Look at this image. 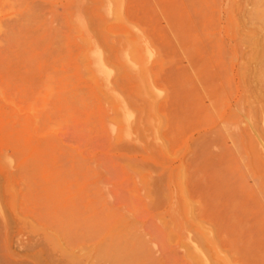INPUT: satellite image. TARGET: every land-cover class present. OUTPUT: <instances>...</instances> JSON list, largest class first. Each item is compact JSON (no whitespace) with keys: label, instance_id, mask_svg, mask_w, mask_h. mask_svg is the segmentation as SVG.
I'll use <instances>...</instances> for the list:
<instances>
[{"label":"rangeland","instance_id":"rangeland-1","mask_svg":"<svg viewBox=\"0 0 264 264\" xmlns=\"http://www.w3.org/2000/svg\"><path fill=\"white\" fill-rule=\"evenodd\" d=\"M262 69L264 0H0V264H264Z\"/></svg>","mask_w":264,"mask_h":264},{"label":"bare ground","instance_id":"bare-ground-1","mask_svg":"<svg viewBox=\"0 0 264 264\" xmlns=\"http://www.w3.org/2000/svg\"><path fill=\"white\" fill-rule=\"evenodd\" d=\"M105 6V5H104ZM104 8V7H103ZM259 15V14H258ZM262 20V19H261ZM262 23V22H261ZM263 25V24H262ZM85 39V38H84ZM96 47V46H95ZM138 54V53H137ZM131 60V59H130ZM133 60V59H132ZM135 64V63H134ZM133 64V65H134ZM94 65V64H93ZM127 65V64H126ZM129 67V66H128ZM97 69V68H96ZM144 70V69H143ZM97 71V70H96ZM259 80H260V82L264 85V69H262L261 71H260V74H259ZM105 87V86H104ZM107 87V86H106ZM148 89H149V87H147ZM147 88H145V90L147 89ZM104 89H106V88H104ZM146 92H147V94L148 93H150V91H148V90H146ZM123 121V120H122ZM264 131V130H263ZM126 136V135H125ZM186 200V199H185ZM186 207H187V210H189V211H191L192 210V204L190 203V202H188L187 200H186ZM200 228H202V227H200ZM204 229V227L202 228V230L200 229V231H201V238H203V241L206 243V244H209V246L210 247H208V249L210 250V251H208L209 253L207 254V252L205 253L204 251H203V247L200 249L198 246H194V244L193 245H190L191 247L189 248V250H190V257H189V259H190V262L192 263V264H215L214 263V261H216V259H214L215 258V255H216V252H217V250H218V247H217V242L214 240V238H212V237H209V234L210 233H208L206 230H203ZM213 234V233H212ZM213 236V235H212ZM200 238V239H201ZM217 240V239H216ZM201 242H202V240H201ZM199 243V242H198ZM192 244V243H191ZM205 244V245H206ZM207 248V247H206ZM206 251V250H205ZM68 252V251H67ZM212 253V254H211ZM62 254V253H61ZM99 257V256H98ZM97 257V258H98ZM73 259V258H72ZM109 259V258H108ZM112 259V260H111ZM125 259V258H124ZM110 260L111 261H113V258H110ZM115 260V259H114ZM123 261H125V260H123ZM120 258H117L116 257V260H115V264H125L124 262H123ZM109 263V262H108ZM113 263V262H112ZM128 263H130V262H128ZM220 264H230V262H229V259H227V258H223V260L221 261V263Z\"/></svg>","mask_w":264,"mask_h":264}]
</instances>
